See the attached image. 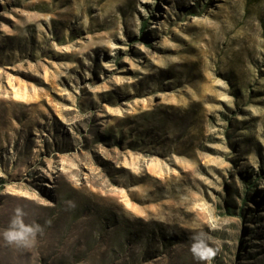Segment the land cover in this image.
Segmentation results:
<instances>
[{"label": "rangeland", "instance_id": "1", "mask_svg": "<svg viewBox=\"0 0 264 264\" xmlns=\"http://www.w3.org/2000/svg\"><path fill=\"white\" fill-rule=\"evenodd\" d=\"M199 232L264 264V0H0V264H204Z\"/></svg>", "mask_w": 264, "mask_h": 264}, {"label": "clouds", "instance_id": "2", "mask_svg": "<svg viewBox=\"0 0 264 264\" xmlns=\"http://www.w3.org/2000/svg\"><path fill=\"white\" fill-rule=\"evenodd\" d=\"M44 204L45 201L39 200ZM26 212L21 207L14 210L8 227L3 231L2 238L9 246L30 249L37 243V237L43 234V227L38 223H27ZM190 251L193 257L204 264H212L219 252V246H211L205 233L199 232L191 237Z\"/></svg>", "mask_w": 264, "mask_h": 264}, {"label": "trees", "instance_id": "3", "mask_svg": "<svg viewBox=\"0 0 264 264\" xmlns=\"http://www.w3.org/2000/svg\"><path fill=\"white\" fill-rule=\"evenodd\" d=\"M145 28H146V25H145ZM145 28L143 27V31L145 30Z\"/></svg>", "mask_w": 264, "mask_h": 264}]
</instances>
